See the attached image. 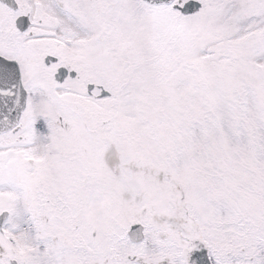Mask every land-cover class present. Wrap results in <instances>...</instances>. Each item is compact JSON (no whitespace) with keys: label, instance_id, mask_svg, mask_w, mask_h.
<instances>
[{"label":"snow or ice","instance_id":"obj_1","mask_svg":"<svg viewBox=\"0 0 264 264\" xmlns=\"http://www.w3.org/2000/svg\"><path fill=\"white\" fill-rule=\"evenodd\" d=\"M0 264H264V0H0Z\"/></svg>","mask_w":264,"mask_h":264}]
</instances>
